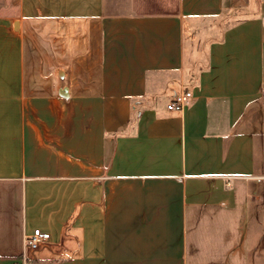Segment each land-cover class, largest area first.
<instances>
[{
	"label": "crops",
	"instance_id": "obj_1",
	"mask_svg": "<svg viewBox=\"0 0 264 264\" xmlns=\"http://www.w3.org/2000/svg\"><path fill=\"white\" fill-rule=\"evenodd\" d=\"M262 191L264 0H0V264H264Z\"/></svg>",
	"mask_w": 264,
	"mask_h": 264
},
{
	"label": "built area",
	"instance_id": "obj_2",
	"mask_svg": "<svg viewBox=\"0 0 264 264\" xmlns=\"http://www.w3.org/2000/svg\"><path fill=\"white\" fill-rule=\"evenodd\" d=\"M191 92L185 90L175 95L168 103L167 108L170 110H181L190 100ZM49 234L36 228L33 232L24 238V246L31 253L45 245L48 241Z\"/></svg>",
	"mask_w": 264,
	"mask_h": 264
},
{
	"label": "rangeland",
	"instance_id": "obj_3",
	"mask_svg": "<svg viewBox=\"0 0 264 264\" xmlns=\"http://www.w3.org/2000/svg\"><path fill=\"white\" fill-rule=\"evenodd\" d=\"M263 202H264V196H263V191H262V193L260 194V197L256 203V206L253 207V209H255V211H257V212H255L257 215H258V213H260V212H258V209L261 208V206L263 205ZM260 215H261V213H260ZM252 232H253V230H252ZM251 238L253 240L255 238V234L252 235V233H251Z\"/></svg>",
	"mask_w": 264,
	"mask_h": 264
}]
</instances>
